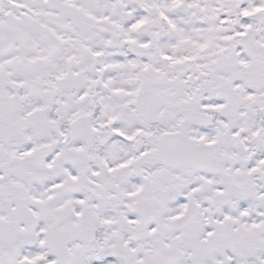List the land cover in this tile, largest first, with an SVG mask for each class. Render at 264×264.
<instances>
[{"label": "snow or ice", "instance_id": "6c2138e0", "mask_svg": "<svg viewBox=\"0 0 264 264\" xmlns=\"http://www.w3.org/2000/svg\"><path fill=\"white\" fill-rule=\"evenodd\" d=\"M0 264H264V0H0Z\"/></svg>", "mask_w": 264, "mask_h": 264}]
</instances>
